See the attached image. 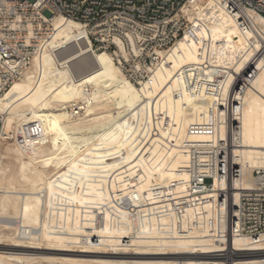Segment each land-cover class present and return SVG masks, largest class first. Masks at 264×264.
I'll use <instances>...</instances> for the list:
<instances>
[{
	"label": "bare ground",
	"instance_id": "6f19581e",
	"mask_svg": "<svg viewBox=\"0 0 264 264\" xmlns=\"http://www.w3.org/2000/svg\"><path fill=\"white\" fill-rule=\"evenodd\" d=\"M197 13L200 40L178 41L139 86L107 54L71 45L76 23H55L48 45L65 49L36 57L0 95L15 139L0 142V264H264V234H241L238 220L230 233L217 214L221 198L236 208L242 190L264 186V51L244 93L226 99L264 19L247 13L257 37L212 3ZM198 71L223 86L188 93L182 80ZM218 149L230 183L192 165ZM197 173L211 175L209 190L194 187Z\"/></svg>",
	"mask_w": 264,
	"mask_h": 264
},
{
	"label": "built area",
	"instance_id": "2783aa9c",
	"mask_svg": "<svg viewBox=\"0 0 264 264\" xmlns=\"http://www.w3.org/2000/svg\"><path fill=\"white\" fill-rule=\"evenodd\" d=\"M208 3H212L228 19L234 20L243 34L259 37L247 13L264 19V0H0V95L14 82L24 78L36 57L46 51L55 54L65 49L64 45L54 49L48 45L57 32V21L73 22L79 26L70 42L76 49L79 43H83L92 55L107 54L136 86L144 81L153 83L151 70L164 64L162 55L182 39L189 42L200 40L198 34L205 24L197 12ZM262 51L264 41L236 76L239 80L230 83L226 99L231 94L244 93L245 86L249 85V79L256 72L254 63ZM121 55L127 56V59ZM70 63L72 61H66L63 65L67 67ZM135 69L139 70L133 72ZM196 73L202 75L200 71ZM202 77L198 80L183 79L185 90L194 94L195 85H206L208 88L223 86V79H219L218 75L211 81L205 78L206 75ZM36 129L37 126H28L26 134L37 136ZM4 137L3 119L0 116V142L4 141ZM10 137L9 141L12 135ZM222 150L209 154L213 155L210 162L192 163L194 170L198 166L212 170L224 182L230 183L226 150ZM253 175L258 177V172H253ZM194 178L201 179L196 185L193 182L194 187H199L205 181L209 190L210 174L202 176L197 173ZM256 185L250 190H242L236 208L230 203L231 195L229 199L221 198L217 214L224 216V221L219 220V227L227 225L230 233L231 229L236 232L235 222L238 220L241 234L252 237L264 234V186ZM209 222H213V219Z\"/></svg>",
	"mask_w": 264,
	"mask_h": 264
},
{
	"label": "rangeland",
	"instance_id": "374dc122",
	"mask_svg": "<svg viewBox=\"0 0 264 264\" xmlns=\"http://www.w3.org/2000/svg\"><path fill=\"white\" fill-rule=\"evenodd\" d=\"M142 0H136V2H141ZM6 138V137H5ZM4 138V141H6V142H12L13 141V139H14V133H13V138H12V140L11 141H9V139H5ZM11 138V137H10ZM4 221H8V220H4ZM12 222V221H11ZM16 224H18V223H16ZM0 243H4V242H0ZM2 248V246H0V252H3V249H1ZM261 254H264V252H261ZM47 264H55L54 262H51V263H49V262H46Z\"/></svg>",
	"mask_w": 264,
	"mask_h": 264
}]
</instances>
